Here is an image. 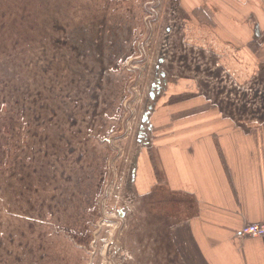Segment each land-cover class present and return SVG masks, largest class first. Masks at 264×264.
Returning <instances> with one entry per match:
<instances>
[{
  "label": "rangeland",
  "instance_id": "374dc122",
  "mask_svg": "<svg viewBox=\"0 0 264 264\" xmlns=\"http://www.w3.org/2000/svg\"><path fill=\"white\" fill-rule=\"evenodd\" d=\"M185 19L173 0H0V264H181L170 195L137 182L154 112L194 95L264 116V64Z\"/></svg>",
  "mask_w": 264,
  "mask_h": 264
},
{
  "label": "crops",
  "instance_id": "0c3cea01",
  "mask_svg": "<svg viewBox=\"0 0 264 264\" xmlns=\"http://www.w3.org/2000/svg\"><path fill=\"white\" fill-rule=\"evenodd\" d=\"M173 1L189 24L245 46L264 64V0ZM180 96L152 116L151 146L137 161L142 196L157 185L170 195L168 232L181 264H264V238L238 236L264 221V116L230 115L203 96Z\"/></svg>",
  "mask_w": 264,
  "mask_h": 264
},
{
  "label": "built area",
  "instance_id": "2783aa9c",
  "mask_svg": "<svg viewBox=\"0 0 264 264\" xmlns=\"http://www.w3.org/2000/svg\"><path fill=\"white\" fill-rule=\"evenodd\" d=\"M242 238H264V221L255 224H247L238 233Z\"/></svg>",
  "mask_w": 264,
  "mask_h": 264
}]
</instances>
